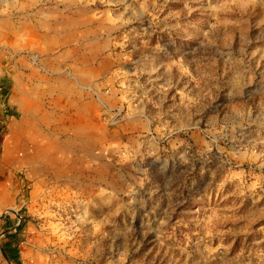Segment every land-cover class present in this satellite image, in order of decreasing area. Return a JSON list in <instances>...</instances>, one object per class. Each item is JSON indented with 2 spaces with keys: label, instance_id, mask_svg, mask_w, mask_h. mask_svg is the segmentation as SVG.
<instances>
[{
  "label": "rangeland",
  "instance_id": "374dc122",
  "mask_svg": "<svg viewBox=\"0 0 264 264\" xmlns=\"http://www.w3.org/2000/svg\"><path fill=\"white\" fill-rule=\"evenodd\" d=\"M0 264H264V0H0Z\"/></svg>",
  "mask_w": 264,
  "mask_h": 264
},
{
  "label": "crops",
  "instance_id": "0c3cea01",
  "mask_svg": "<svg viewBox=\"0 0 264 264\" xmlns=\"http://www.w3.org/2000/svg\"><path fill=\"white\" fill-rule=\"evenodd\" d=\"M95 29V30H93V29ZM92 28H90V26H88V27H86V33H88V34H95V33H97L96 31H97V29L93 26ZM98 31H100V30H98ZM87 42H88V45H87ZM98 44L99 46H101L102 47V45L100 44V42H99V40L97 39V37H95V38H93V37H91V38H89V39H86V57H85V55H83L81 58H79L80 59V61H82V64H86V76H90L91 74H92V72L96 75V74H98V68H100L101 66H103L102 65V62H104V60H99V58L98 57H96L95 55H93L92 53V51H94V52H97L96 50H95V48H100L99 46H97V45H94V44ZM104 43H107L106 41L104 42ZM92 52V53H91ZM95 56V57H94ZM101 58H103V57H101ZM106 59V61H107V64L109 65V63H110V67L112 68V70L114 69V68H116V63H113L114 61H113V59H114V54H113V57L112 56H110L109 58H105ZM109 60V61H108ZM105 61V62H106ZM109 62V63H108ZM66 65H71V63H66ZM105 65V64H104ZM83 74V73H82ZM92 82L93 83H95V80H92ZM97 82V81H96ZM96 85H97V83H96ZM83 107L82 108H85V111H86V104H84V105H82ZM81 110V109H80ZM85 111L83 112V115H84V119L86 118L85 117ZM80 119V118H79ZM84 119H81V121L82 122H84L85 120ZM8 134V133H7ZM11 147V146H10ZM52 152V151H51ZM2 153V152H1ZM52 154H53V152H52Z\"/></svg>",
  "mask_w": 264,
  "mask_h": 264
},
{
  "label": "bare ground",
  "instance_id": "6f19581e",
  "mask_svg": "<svg viewBox=\"0 0 264 264\" xmlns=\"http://www.w3.org/2000/svg\"><path fill=\"white\" fill-rule=\"evenodd\" d=\"M6 53V52H5ZM5 55V54H4ZM18 99V98H17ZM28 106V105H27ZM23 110V109H22ZM85 111V108H81L80 111H78V113L76 114L78 118L80 119H84V115L83 112ZM26 116V115H25ZM22 119V118H21ZM85 120V119H84ZM26 126V122L24 121V119L21 122V125L18 124H12L11 128V132L7 135V139L6 142L4 144V149H5V156L7 157V155L9 154V152L11 151V144L7 143L9 139H17L20 142V144L22 143V139H26L25 137H27L26 135V130H24V127ZM86 137V136H85ZM25 141V140H24ZM18 146V144H17ZM44 147V144L41 143L40 145L37 144V150L40 151L39 147ZM12 152V151H11ZM45 151H40V154H44ZM17 153V152H16ZM48 153V152H47ZM34 154V153H33Z\"/></svg>",
  "mask_w": 264,
  "mask_h": 264
},
{
  "label": "trees",
  "instance_id": "16d2710c",
  "mask_svg": "<svg viewBox=\"0 0 264 264\" xmlns=\"http://www.w3.org/2000/svg\"><path fill=\"white\" fill-rule=\"evenodd\" d=\"M19 228H20V225L16 227V229H19ZM8 235L10 237L12 236L11 233H8ZM2 249H3V252L6 254V258L9 261H16V262L18 261L19 256H18V251H17L16 246L9 245L6 248L3 247Z\"/></svg>",
  "mask_w": 264,
  "mask_h": 264
}]
</instances>
